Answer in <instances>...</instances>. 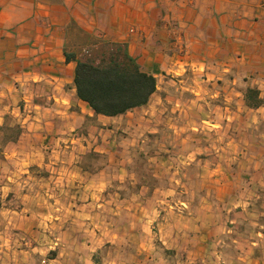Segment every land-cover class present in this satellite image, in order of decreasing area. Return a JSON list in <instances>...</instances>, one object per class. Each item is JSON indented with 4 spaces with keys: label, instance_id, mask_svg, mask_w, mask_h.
Masks as SVG:
<instances>
[{
    "label": "crops",
    "instance_id": "crops-1",
    "mask_svg": "<svg viewBox=\"0 0 264 264\" xmlns=\"http://www.w3.org/2000/svg\"><path fill=\"white\" fill-rule=\"evenodd\" d=\"M74 32L123 43L155 77L148 102L106 116L79 99L75 59H66L81 47ZM248 87L262 105L246 104ZM260 111L264 0H0V264H21L30 238L55 240L72 264H99L103 248L121 264H160L159 249L173 264H239L238 256L264 264V231L252 230L242 250L231 219L232 210L253 215L260 197L253 190L264 168L251 161L264 157V133L239 136L240 123L252 126L249 114ZM14 126L18 136L4 139L2 129ZM165 135L171 148L158 146L150 159L186 170L158 165L168 182L133 186L125 160L149 136L157 144ZM91 152L118 166L84 165ZM243 160L250 164L240 167ZM190 186L216 200L194 213L189 202L170 204ZM243 190L251 194L244 200Z\"/></svg>",
    "mask_w": 264,
    "mask_h": 264
},
{
    "label": "rangeland",
    "instance_id": "rangeland-1",
    "mask_svg": "<svg viewBox=\"0 0 264 264\" xmlns=\"http://www.w3.org/2000/svg\"><path fill=\"white\" fill-rule=\"evenodd\" d=\"M74 35H75V39H77V40L73 39V41H76L75 43L80 44L82 40H85L84 39L85 35H82L80 32H76V33L74 32ZM251 101H254V100H251ZM255 113L249 114L252 119L256 118V122H254L252 126L248 127L247 125H245V122L240 123L239 125V136L240 137L242 138L244 136L246 137L247 135L246 132H248V134L253 137H256L258 135H263L264 133V112L262 111L257 112L258 115H256ZM243 125L248 129V131H246V128L244 129ZM149 135H152V134H149ZM229 135H230V131H229ZM208 137H210V135H208ZM210 138H212V136ZM117 139L119 140L120 137H117ZM147 139L148 140L145 143L144 147L142 146V148L140 147L133 148L131 153L129 154V157L127 158V160H125V162L127 163V169L129 170L130 176H132V178L130 179L128 178V180L133 182L132 184L133 186L145 185L148 187H154V186L164 185L166 182H168L170 180L169 179L170 176H166V175L161 176L162 174L158 173L159 172L158 165L162 166V168L159 170L163 172L167 170L169 165H172L171 166L172 169L175 167H179L181 171L186 170V169L181 168L182 163L179 162L178 160L161 158L160 161L159 160L153 161L150 159L154 155V150H157L160 148L165 150L167 147L171 148V146L165 142V139H167V135L164 136V138L161 140V143H157V144L152 140L150 136ZM1 145H2V141L0 139V146ZM119 148H116L115 146L112 149H110V151H113L114 155H119L120 154ZM82 162L84 165H88L90 167H98V166L103 165L104 163L110 164L111 167L118 166V163H117L118 161H107L105 158H101L99 155H96L93 152L86 154ZM196 162L197 161H194L193 162L194 164H191V166H189V169L187 170H193ZM247 164H250V162L245 161V160L240 161V167L248 166ZM119 165H123V164L120 163ZM254 165H257L258 168H264V157L261 158V160L259 161H255V162L251 161V166H254ZM163 168H166V170H164ZM157 173L159 176L156 177L154 174H157ZM184 173L188 175L186 171ZM241 177L242 178L240 179H242V181L246 179L244 174H242ZM192 180L193 178L189 179L190 182ZM129 181H126L123 184L117 181V182H113L112 184L115 186H122L120 191L128 192V190H130V188L128 189ZM196 188H197L196 186H190L189 189H186V190L184 189L183 191H177L176 193L171 194L169 196L171 200L170 204L174 205V203L178 201L189 202L191 204L190 210L194 213L198 209L199 202L204 201V199L216 200V197H217L216 193L198 191ZM254 193H255V198L258 197L256 194H259L260 197L256 198L258 199V202H256L255 211H253V215H252V212H249V211H241V213H236V210H232L235 213L233 217L231 218L234 221L232 226L236 230L237 233H240L239 237L244 239L242 244L240 242V246L242 247V250H243V247H245L244 245L246 243L245 239L248 235L252 233V230L260 229L264 231V214H261L262 212H264V179L261 180V183L258 184V188L256 192L255 190H253V194ZM250 195L251 194L248 193V190H243L238 193V197H240V199L242 200H244L247 196L249 197ZM232 211L230 212L231 215L233 213ZM260 226H263V227L260 228ZM26 242H28V245L22 248L28 250L29 256L21 258V259L18 258L21 264H72V261H73L71 260L72 256L69 253L60 255L62 249L58 245H53L54 244L53 242H55V240H53L52 242L42 241L43 243L40 246H38L37 242L34 241L32 238H30V240ZM57 242H60V241H57ZM62 243L64 244L65 241H62ZM35 245L37 247L34 250H32L33 246ZM18 249L20 248H17V250ZM109 252L110 250L108 248H105V249L103 248L102 250H98L97 256L95 258V262L97 261L99 262V264H102V263L108 264V262L115 261L114 264H121V261H123L122 257H118L116 253H112V252L109 253ZM156 258L159 260L160 264H173L175 263L174 260H176V259H173L172 257L167 258L166 251L163 249H159V252ZM240 258L242 257L238 256L239 264L242 262Z\"/></svg>",
    "mask_w": 264,
    "mask_h": 264
},
{
    "label": "trees",
    "instance_id": "trees-1",
    "mask_svg": "<svg viewBox=\"0 0 264 264\" xmlns=\"http://www.w3.org/2000/svg\"><path fill=\"white\" fill-rule=\"evenodd\" d=\"M80 45L78 50L66 52V59H75L76 94L95 114L115 116L148 102L156 88L155 77L141 70L123 43L85 39ZM244 98L248 106L263 103L252 87L246 89ZM2 130L4 139H14L20 132L16 126Z\"/></svg>",
    "mask_w": 264,
    "mask_h": 264
}]
</instances>
